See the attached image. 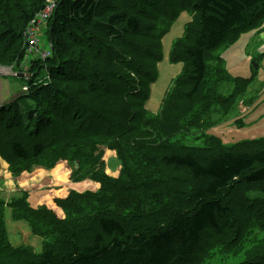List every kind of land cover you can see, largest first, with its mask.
Masks as SVG:
<instances>
[{"label": "trees", "instance_id": "1", "mask_svg": "<svg viewBox=\"0 0 264 264\" xmlns=\"http://www.w3.org/2000/svg\"><path fill=\"white\" fill-rule=\"evenodd\" d=\"M3 5L4 0H0V13ZM45 5L24 13L26 25ZM137 5L129 8L123 0H58L57 9L45 26L50 28L49 38L55 45V54L44 62L50 78L41 96L52 108L51 112L7 123L4 118L8 107L0 108V137L9 136L8 153L27 164L26 170H31L46 154L51 156L50 161L57 163L68 154L66 160L76 168L85 164L90 176L97 162L105 181L104 185L101 179L95 180L101 184L97 191H90L91 185L82 193L71 191V197L76 195L87 201L97 213L91 212L86 217L85 211L77 208L73 220L76 226L74 230L69 227L66 233L60 226L63 220L56 216L58 206L66 207L62 202L70 199L65 190L54 193L57 220L49 224L50 230L45 233L37 230L36 221L46 215V207L35 208L29 201L30 196L24 197V193L10 202L0 197V264H21L15 261V255H22L28 264H188L200 248L204 234L219 230L233 215L232 208L224 202L227 189L239 183H264V140L250 142L248 150L239 144L227 147L215 136L213 144L180 146L179 140H173L179 133L170 134L171 125H167V121L172 124L176 118L180 96L188 112L196 107L194 100L206 87L208 61H211L208 56L216 58L222 66L223 59L218 52L224 44L259 28L264 19V0H192L190 13L194 20L174 43L170 54L173 63L184 64L181 75L173 82L177 87L174 92L180 96L174 101L169 98V103L162 105L157 114L148 109V102L152 85L159 76L163 38L172 24L160 31L146 12L136 11L134 6ZM25 31L19 32L21 37ZM64 35L70 43L65 42ZM61 52H68V57L62 59ZM25 54L24 51L13 58L21 64ZM69 57L72 59L65 61ZM42 65L41 60L34 61L31 72L41 74ZM228 77L243 84L238 88L239 96L246 93L252 83L250 79ZM26 104L27 98H21L14 107ZM33 121H37V125L34 126ZM192 129L195 128L190 127L188 131ZM22 136L33 143L24 145ZM167 142L177 144L176 149L171 150ZM104 152L106 159L109 154L108 157L115 155L119 160L122 170L118 179L105 172L101 161ZM153 157L181 172H190L195 182L184 195L186 205L178 206L169 200L168 207L160 205L161 211L167 209L165 219L148 229L133 232L124 221L106 215L95 206L105 195L106 187L118 190L117 186L122 185L124 189H132L134 177ZM132 162L136 164L134 167ZM84 180L78 181L81 182L78 185L85 186ZM108 188L107 194L113 198L115 193ZM46 193L51 194L48 189ZM7 209L13 223L26 222L32 235L43 239L41 252H36L32 246H15L10 242ZM87 218L93 223L94 231L84 234L81 230ZM63 233L67 246L55 249L51 241ZM239 264H264V251Z\"/></svg>", "mask_w": 264, "mask_h": 264}, {"label": "rangeland", "instance_id": "2", "mask_svg": "<svg viewBox=\"0 0 264 264\" xmlns=\"http://www.w3.org/2000/svg\"><path fill=\"white\" fill-rule=\"evenodd\" d=\"M47 1L4 0L0 13V108L8 107L4 118L7 123L37 117L39 113L51 112L52 109L46 99L41 96L50 78L48 67L44 62L47 58L54 57L55 54V45L49 38V26L47 28L46 25H43L36 30L39 42L38 52L28 51L27 57L25 54L24 62L21 64H18L13 58L16 54H21L24 51L26 53L28 48L26 38L21 37V33H19L23 34L25 30L27 32L29 26L25 23L24 13L35 11L39 6H44ZM123 1L128 3L129 8H132V4L138 3L137 6H134L136 11L146 12L151 21L158 25L160 31L172 24L171 29L163 38V58L159 64V76L152 85V93L148 102V109L153 114H157L162 105L165 107L169 103V98L174 101L178 100L176 98L180 96L178 92H174L177 87L173 82L181 75L184 64L173 63L170 54L174 43L183 36L187 25L194 20L190 13L192 0ZM176 8H180V10ZM180 11L182 12L177 14ZM176 14L178 16L174 17ZM14 29L17 30L13 31ZM63 39L66 43H70V39L65 35ZM262 42H264V19L260 22L259 28L241 34L237 40L235 39L230 44H224L218 52L223 59L222 66L219 65L216 58L208 56L211 61H208L209 71L206 87L195 98L196 107L193 112L191 110L188 112L184 100L180 96L176 118L172 120V124L167 121V125H171L169 133H179L173 137V140H179L180 146H203L207 142L213 144L215 140L212 137L215 136L220 138L227 147L239 144L248 150L247 144L251 145L250 142L258 143V141L264 140V50L257 52L258 49L264 47ZM66 49L70 51V48L66 47ZM59 55L63 59L68 57L69 53L62 54L61 52ZM69 59L72 57L65 61ZM36 60H41L43 64L40 68L42 72L39 75H37V71L31 72L32 64ZM230 75L233 78L252 80L251 86L248 87L249 90L239 96L238 88H241L243 84L231 81L228 77ZM54 97L55 95H53ZM21 98H27L28 104L22 105L21 108L14 107L15 102L20 101ZM55 104L56 100L52 101L53 107ZM18 111L20 113L17 115ZM186 119L191 121L187 122ZM33 125H37V121H33ZM190 127L195 129L188 131ZM32 130H34L33 127ZM9 140L8 135L6 138L0 137V153L3 155L0 154V197L12 200L19 193H24V197L28 194L32 202L39 203L38 206H34L35 208L46 207L48 209L46 215L36 221L37 230L40 232H48L49 224L57 220L53 209V202H57V198L50 197L46 193V189L53 193L65 190L68 198L71 191L82 193L88 190L90 185L93 186L90 191L100 190L101 184L96 182L97 180L101 179L105 185V181L100 176L101 166L97 162L92 168L93 175L90 176L85 164L76 168L73 165V160L71 161L73 164L69 163L66 160L68 154L63 155L66 159H59L58 163L50 161L51 156L46 154L41 162H36L31 170H26L24 166L27 164H22L11 154L9 155ZM21 140L24 145L33 143L23 136ZM67 140L71 142L69 136H67ZM152 145L154 146L153 143ZM166 145L171 150L177 147V144H173V142H167ZM214 148L218 149L216 146ZM108 155L107 159L105 152L104 155H101L105 172L118 179V173L122 170L119 160L115 156L108 158ZM135 157H137V153H135ZM32 162L35 161H30V163ZM54 164H58L57 167L51 168ZM135 165V163H131L132 167ZM82 180L86 185L82 186L79 191L70 187L68 190L69 183L77 182L78 184L81 183L78 181ZM194 182L190 172H181L179 168L159 163L153 157L143 166V171L134 177L132 189H124L122 185L119 186L120 188L117 186L118 190L106 187L115 193L111 198L102 184L105 195L101 197V201L96 204L95 208H101L106 215L124 221L131 231L134 232L138 229L141 231L165 219L167 209L161 211L160 205L165 204L168 207L169 200L173 204L176 202L178 206L186 205L187 199L184 195ZM43 189V194H39L38 191ZM227 190L224 202L232 208L233 215L221 224L219 230H209L204 234L200 248L188 264H239L250 259L255 253L264 251V183H239ZM80 196L83 197V195ZM76 199L78 200L75 202ZM107 202L108 204H106ZM62 204L67 208L58 206L56 216L63 220L60 226L65 233L69 227L74 230L76 226L73 224V220H75L77 208L85 211L86 217H89L91 212L97 213L87 201L76 195L70 196V199L63 201ZM70 206H74V208L70 209ZM23 210L25 209L23 208ZM29 214L31 218V213L29 212ZM88 221L89 218L83 221L84 226L81 233L87 234L94 231L93 223ZM7 225L10 242L13 245H33L36 252L42 251L43 239L32 235L26 222L13 223L8 209ZM16 226H21L22 229H17ZM65 233L51 241L55 249L67 246V243L63 242ZM21 238L24 240L23 243ZM88 238L86 237V240ZM16 240H19V243ZM14 258L16 262L28 264L22 255H15Z\"/></svg>", "mask_w": 264, "mask_h": 264}, {"label": "built area", "instance_id": "3", "mask_svg": "<svg viewBox=\"0 0 264 264\" xmlns=\"http://www.w3.org/2000/svg\"><path fill=\"white\" fill-rule=\"evenodd\" d=\"M58 0H48L46 2L45 8L36 14V16L31 20L27 28V32L24 34L26 38V57L29 52H38L37 48L39 47V42L37 39L36 30L43 25H46L48 20L52 17L54 11L57 9ZM49 56V55H48ZM47 58V57H44Z\"/></svg>", "mask_w": 264, "mask_h": 264}, {"label": "crops", "instance_id": "4", "mask_svg": "<svg viewBox=\"0 0 264 264\" xmlns=\"http://www.w3.org/2000/svg\"><path fill=\"white\" fill-rule=\"evenodd\" d=\"M256 39H257V38H256ZM262 43H263V45H264V42H262ZM247 44H248V43H247ZM262 50H264V47H261L260 49H258L257 52H258V51L260 52V51H262ZM257 52H255V53H257ZM247 55H248V54H247ZM248 56H250V54H249ZM263 77H264V75H263ZM109 156H111V155H109ZM112 156H115V155H112ZM108 158H109V157H108ZM34 185H35V184H34ZM68 185H69V186H68V190H69V187H70V188H73V189L79 191L80 188L82 187V186H79L77 183H69ZM44 189H45V188H44ZM44 189L41 190V191H38V193H39V194H43L42 192L44 191ZM50 193H51V194H48V195H49L50 197H52V198H55V197H54V193H56V192L53 193V192L50 191ZM2 198H3V197H2ZM13 198H14V197H13ZM29 201H30L32 204H34V206H38V205H39L38 202H37V204H35V201L32 202V201H31V197H30V200H29ZM8 202H10V201H8ZM16 227H17V229H22L21 226H19V227L16 226ZM23 237H25V235H23ZM26 237H27V236H26ZM25 239L28 240L29 238H25ZM23 241H24L23 238H21V242H22V243H23ZM16 242L19 243V240H16ZM20 246H28V245H20ZM30 246L35 247V246H33V245H30ZM42 247H43V245H42Z\"/></svg>", "mask_w": 264, "mask_h": 264}]
</instances>
